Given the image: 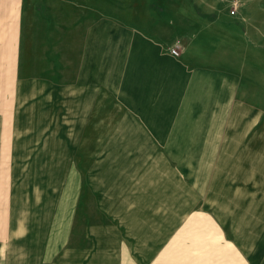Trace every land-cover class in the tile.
Returning a JSON list of instances; mask_svg holds the SVG:
<instances>
[{
	"label": "rangeland",
	"instance_id": "rangeland-1",
	"mask_svg": "<svg viewBox=\"0 0 264 264\" xmlns=\"http://www.w3.org/2000/svg\"><path fill=\"white\" fill-rule=\"evenodd\" d=\"M104 21L111 29L98 24ZM94 25V76L78 79L84 92L77 94L73 62L58 55L72 60L67 41ZM18 30L13 91L2 96L24 103L27 95L14 87L33 86L31 116L28 109L26 125L22 120L15 132L26 134L20 145L29 156L15 159L24 171L11 175L27 188L24 196L32 203L71 197L78 182L89 183L97 220L126 219L129 245L143 219L176 240L185 237L192 250L231 242L264 247V0H21ZM197 33L200 51L191 56ZM105 41L110 53L103 52ZM152 54H159V67ZM165 57L175 70L182 63L188 72L203 68L207 83L195 86L189 77L174 83ZM31 68L44 76H28ZM232 68L240 73L234 79L240 100L231 101L234 82L221 70ZM88 86L95 89L90 110ZM203 103L223 108L216 125L177 126L182 113L190 117Z\"/></svg>",
	"mask_w": 264,
	"mask_h": 264
},
{
	"label": "crops",
	"instance_id": "crops-1",
	"mask_svg": "<svg viewBox=\"0 0 264 264\" xmlns=\"http://www.w3.org/2000/svg\"><path fill=\"white\" fill-rule=\"evenodd\" d=\"M20 6L21 0H0V32L9 27L13 30L11 37H0V264H241V261L247 264H264V247L240 246L231 242V244L222 243L210 247H194L195 250H192L185 237L176 240V236L168 235L169 230H161L156 221L145 222L143 219L138 222L134 242L131 241L129 245L127 230H122V225L124 227L126 225L122 221L125 222L126 219L118 218L115 214L110 216L102 214L97 220L96 197L91 192L94 187H90L89 183L88 187H84V183L82 185L78 182L75 192L73 189L71 191V197L63 195L55 198H39L32 203V199L24 196L27 188L17 187L12 182L11 175L24 171L23 166L16 165L15 159L29 156L25 145L23 148L20 145L21 141L26 140V134L15 132L23 126L22 120L26 125V119L29 118L26 115L28 109L31 116L33 86L24 87L25 89L14 87L15 94L23 93L24 98L27 95L28 101L24 103L9 102L2 96L13 91L10 83L13 75L16 77L15 44L19 36ZM98 24L107 29L112 27L111 21ZM93 27L84 34L78 35L76 40L71 38V41H67V46L76 53L72 60H65L58 55L61 61L73 62L69 69L72 71V77H75L71 82V88L75 89L77 94L84 92L83 88L77 86L78 79L81 76H86L88 79L94 76L95 59L91 51L95 53V25ZM199 38L200 34L197 33L190 40L191 56L200 51ZM32 40L33 38L29 42L30 47ZM58 44L56 41L55 47ZM102 45L104 53L111 52L110 41H105ZM38 46L41 57L45 59L47 54L43 55L46 45L40 41ZM159 57V54H152L150 57L151 61H157V67L160 66ZM172 59L165 57L166 62L164 60L162 62L167 63L168 69L172 67L174 70L171 76L174 83L181 82L184 77H189L188 79L195 86L202 81L207 83L203 68L198 67L188 72L182 63L179 69L175 70ZM85 62L92 64L86 66ZM10 69L13 70V74ZM187 73L189 75H186ZM239 74V70L233 68L221 70V77L224 80L227 76L234 82L235 78H239ZM34 75L44 76L37 75L31 68L28 76ZM236 86L235 82L230 86L228 94L231 101L240 100V90ZM91 87L88 86L87 91L93 96L92 102H89L93 105L86 107L89 110L95 108V89ZM193 93L198 100L206 102L201 96V91ZM78 109L85 107L80 108L78 105ZM135 109L139 110V116L145 115L143 106H137ZM208 112L211 117L210 124L206 120ZM222 117V107L214 106L210 109L203 103L200 110L195 109L191 112L190 117L182 113L180 116L182 120L177 121V126L205 128L208 125H216L217 119ZM78 124L91 123L77 119L76 125ZM145 226L148 229L145 230ZM230 231L233 234V230H228L227 233Z\"/></svg>",
	"mask_w": 264,
	"mask_h": 264
},
{
	"label": "built area",
	"instance_id": "built-area-1",
	"mask_svg": "<svg viewBox=\"0 0 264 264\" xmlns=\"http://www.w3.org/2000/svg\"><path fill=\"white\" fill-rule=\"evenodd\" d=\"M171 51L173 52V53H177V51H176V49L175 48H171Z\"/></svg>",
	"mask_w": 264,
	"mask_h": 264
}]
</instances>
